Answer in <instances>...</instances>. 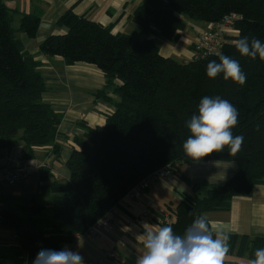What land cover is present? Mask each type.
Here are the masks:
<instances>
[{"label": "trees", "instance_id": "obj_1", "mask_svg": "<svg viewBox=\"0 0 264 264\" xmlns=\"http://www.w3.org/2000/svg\"><path fill=\"white\" fill-rule=\"evenodd\" d=\"M231 15L239 17L233 23L238 36L223 44L219 54L188 62L163 56L151 38L114 34L112 27L71 10L60 18L58 25L67 33L49 36L40 45L41 53L60 57L67 65L96 66L119 101L104 126L88 128L84 138L75 140L77 147L67 163L70 179L49 185V207L33 198L18 209L0 211L2 227L15 234L20 264H32L41 249L61 250L75 242L131 189L166 166L184 178L179 169L191 162L239 165L224 184H194L193 194L183 195L171 208V222L166 226L181 236L198 216L229 211L234 197L250 195L264 183V61L242 56L235 47V41L244 37L264 43V0H145L134 18L147 36L177 42L186 19L219 24ZM14 17L6 1L0 0V151L23 143L24 158L32 159L35 147L55 144L63 116L43 101L44 78L17 38ZM41 17L39 10L23 14L20 30L35 39ZM221 54L239 61L247 77L244 85L225 81L222 73L207 76V64L219 62ZM206 95L226 99L238 111L231 131L242 135L244 143L234 157L227 146L200 161L183 150V142L191 135L186 121L198 114ZM40 177L47 181L50 176L43 171ZM227 236V256L253 260L256 249L264 248V238ZM224 264L236 263L224 260Z\"/></svg>", "mask_w": 264, "mask_h": 264}, {"label": "crops", "instance_id": "obj_2", "mask_svg": "<svg viewBox=\"0 0 264 264\" xmlns=\"http://www.w3.org/2000/svg\"><path fill=\"white\" fill-rule=\"evenodd\" d=\"M5 1L15 14L17 38L21 40L25 53L37 63L38 71L44 78L46 91L43 101L62 114L63 120L55 144L35 147L32 159L24 158L23 143L0 151V169L20 170L29 178L25 181L24 189L10 192L4 186L0 188V211L18 209L33 198L38 204L49 207L52 198L49 185L55 181L65 183L70 179L67 163L77 147L75 140L84 138L88 128L104 126L119 101L114 88L108 87L105 73L96 66L86 63L67 65L60 57L41 53L40 45L49 36L67 33L65 27L58 25L60 18L71 10L104 27H112L114 34L151 38L161 54L179 62L194 59V43L201 32L213 25L186 19V28L179 33L178 41L172 42L157 35L147 36L136 22L134 14L145 0ZM37 10L42 12L41 24L37 37L30 39L20 30V20L23 14ZM230 32L226 35L227 42L238 36L234 28ZM211 162L182 165L179 170L186 178L175 174L166 180L153 182L142 202L123 199L113 209L114 219L108 228L100 229L97 235L89 239L77 238L63 248L79 251L85 264H135L137 256L144 251L138 239L145 231L142 222H146L151 230L166 226L167 223H161L164 216L170 215L171 208L182 201L183 195L193 194L194 184L222 185L239 171L236 162L217 161V167ZM43 171L49 174V180H41ZM31 179L33 183H29ZM201 191L205 192L206 188ZM205 217L213 226V231L219 229L225 235L264 238V183L256 185L250 195L234 197L229 211L209 212ZM15 246L14 232L3 228L0 220V264H20ZM109 253H114L116 258H107ZM224 260L236 264L251 262L247 257L227 255Z\"/></svg>", "mask_w": 264, "mask_h": 264}, {"label": "clouds", "instance_id": "obj_3", "mask_svg": "<svg viewBox=\"0 0 264 264\" xmlns=\"http://www.w3.org/2000/svg\"><path fill=\"white\" fill-rule=\"evenodd\" d=\"M237 51L253 60L264 61V43L258 38H240L235 41ZM223 74L225 81L244 85L246 74L239 61L226 55H219V62L207 64L206 74L216 78ZM238 111L226 99L204 96L198 105V114L186 121L191 135L183 142L185 154L200 161L214 152H222L227 146L231 156H235L244 143L242 135L234 136L231 129L237 125ZM217 167V161L211 162ZM98 223V221H97ZM145 231L138 236L144 251L138 255L135 264H224L229 252V237L219 229L213 231L207 218L198 216L186 229L184 235H176L171 226L149 229L142 222ZM215 235V238H214ZM255 259L250 264H264V248L256 249ZM32 264H85L79 251L67 247L61 250L41 249Z\"/></svg>", "mask_w": 264, "mask_h": 264}, {"label": "built area", "instance_id": "obj_4", "mask_svg": "<svg viewBox=\"0 0 264 264\" xmlns=\"http://www.w3.org/2000/svg\"><path fill=\"white\" fill-rule=\"evenodd\" d=\"M239 17L231 15L225 18L219 24H212L213 26L200 33L199 38L194 44V59L205 58L210 55H216L220 53L223 44L227 43L226 35L229 34V27L233 26V23L238 20ZM175 175L174 168L166 166L151 174L148 178L142 181L139 185L131 189L125 196L124 200L142 202L145 195L151 189V185L155 181L166 180ZM28 175L20 170H7L0 169V188L2 186L13 187L21 181H26ZM114 219V210L110 211L103 219L92 226L88 232L84 235H80L77 238L89 239L99 233L102 228H108ZM171 216L165 215L161 223H170ZM109 259H115L114 253L107 255Z\"/></svg>", "mask_w": 264, "mask_h": 264}, {"label": "rangeland", "instance_id": "obj_5", "mask_svg": "<svg viewBox=\"0 0 264 264\" xmlns=\"http://www.w3.org/2000/svg\"><path fill=\"white\" fill-rule=\"evenodd\" d=\"M196 22V21H194ZM14 27H16V25L14 24ZM232 27H229L228 29L231 30ZM17 31V29H15ZM229 34H231V32L229 31ZM137 39H141L140 37H137ZM195 44V43H194ZM161 53V52H160ZM163 55V54H162ZM164 56V55H163ZM29 180V178H28ZM29 183H33V180L31 179L29 181ZM25 186V181H21L19 182L17 185L13 186V187H9V186H4L3 188H6L8 191L10 192H14V191H17V190H20L21 188H23ZM24 189V188H23Z\"/></svg>", "mask_w": 264, "mask_h": 264}]
</instances>
